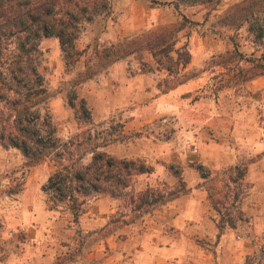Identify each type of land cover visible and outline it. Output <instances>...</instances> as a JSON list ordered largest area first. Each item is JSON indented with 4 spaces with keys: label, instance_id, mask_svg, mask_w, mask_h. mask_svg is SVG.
<instances>
[{
    "label": "rangeland",
    "instance_id": "1",
    "mask_svg": "<svg viewBox=\"0 0 264 264\" xmlns=\"http://www.w3.org/2000/svg\"><path fill=\"white\" fill-rule=\"evenodd\" d=\"M130 1L133 0H108L107 16L101 14L93 21L82 23L74 48L84 51L76 61L67 65L56 40L41 38L37 70L48 93L39 105L41 114L47 112L56 135L66 139L78 131L73 110L67 102L72 97L75 100L81 97L90 109L95 130L109 129L122 136L103 150L117 158L141 160L150 168L147 173L133 176L131 187L134 192L151 188L162 191L163 199H166L167 193L177 188L180 179L186 191L179 196L188 191L186 181L190 174L197 175L200 178L197 185L205 187L207 192L225 190L227 193V199L218 202L216 209L207 199L215 224L219 220L233 219L234 226H239L238 233H249L241 203L252 192L253 185L259 187L253 202H264V160H260L264 149L256 144L263 139L264 85L250 88L247 84L251 79L240 82L236 78L237 69L247 65L243 59L257 57L262 50L252 41L245 24L234 27L222 21L225 11L240 0L182 4L177 10L170 3L167 14L172 16V21L167 23L180 21V14L188 20L173 37L174 48L179 49L184 44L190 55L189 62L179 71L188 78L177 85L199 78L198 87L179 94L172 91L177 85L162 89V79H171L175 73L170 75L158 66L147 50L119 58L114 61L120 63L113 70L110 66L114 62L107 63L111 58L101 56L110 45L120 47L124 41L165 24L145 25L137 32L130 31L114 38L113 33L117 34L118 24L125 17ZM260 1L264 4V0ZM234 46L241 52L242 60L220 63V56L231 52ZM87 74L89 77L81 81ZM259 77L264 80V75ZM167 85L170 86L171 82ZM208 111L214 115H205ZM230 121L243 122V126L237 124L235 128L238 130L234 134L218 128L226 127ZM250 128H255L259 134L255 136L246 132ZM252 137H255L253 142ZM206 143L210 144L206 148L210 157L217 161L220 156H234L237 159L234 164L246 167L247 163L257 161L253 174L255 181H250L248 175H244L241 182L228 181L221 172L234 165L228 160L216 168L203 165L198 158ZM197 165L201 166L202 174L209 172L206 178L200 176ZM52 169V162L48 159L26 166L19 151L0 146V264H17L25 245L35 243L34 239L52 242L51 252L55 253L52 264H100L104 252L102 242L110 235L119 239L125 237L126 232L156 233L154 228L146 225H152L148 221L155 220L154 211L166 200L136 210L127 200L96 195L84 204L83 212L87 211V214L81 219L83 223L79 217L72 222L69 214L61 208L48 209L41 185ZM225 179L228 188L224 186ZM235 194L237 200L233 199ZM98 196L107 200L97 206L92 202ZM89 218L95 220L92 226L97 222L96 227L87 228ZM144 220L147 222L142 223ZM102 222L103 225L98 224ZM46 223H51V227ZM261 224L264 226V221ZM250 240L254 248L245 255L242 264H264V227L257 233L252 231ZM94 252L96 257L91 262L89 254Z\"/></svg>",
    "mask_w": 264,
    "mask_h": 264
},
{
    "label": "trees",
    "instance_id": "2",
    "mask_svg": "<svg viewBox=\"0 0 264 264\" xmlns=\"http://www.w3.org/2000/svg\"><path fill=\"white\" fill-rule=\"evenodd\" d=\"M211 1L171 0L170 3L177 10L182 4L195 5ZM108 11V0H0V146L19 151L26 166L36 165L45 159L52 162L53 169L42 183L41 191L47 208H61L69 214L72 222L78 220L85 202L96 195L127 200L137 210L186 191L178 179L177 188L169 191L166 199H163L162 191L151 188L134 192L131 187L133 176L147 173L150 168L141 160L117 158L103 150L122 136L109 129L95 130L90 109L81 97L77 100L72 97L67 102L73 110L78 131L66 139L56 135L49 114L45 111L41 114L39 105L48 97L42 76L37 70L41 38L53 37L56 40L64 64L67 65L72 60L76 61L84 51L74 48L82 23L93 21L101 14L107 16ZM180 17L178 22L148 29L124 41L120 47L110 45L101 56L110 57L107 63H112L131 53L147 50L158 66L170 75L175 73L171 79H162L160 82L163 90L172 88L188 78L184 77V73L179 74V71L189 62L190 55L184 44L179 49L174 48V34L188 21L184 15L180 14ZM222 21L234 27L245 24L252 41L262 47L257 57L243 59L247 65L237 69V81L264 75V4L260 0L235 2L225 11ZM220 59V63L240 61L242 54L234 46L231 52L221 55ZM88 77L87 74L81 81ZM200 167L197 165L196 169L201 177L206 178L209 172L202 174ZM221 172L231 183L241 182L246 166L234 164L223 168ZM227 180L225 188L229 185ZM237 198L235 194L233 199ZM207 199L216 209L218 202L227 199V193L225 190L207 192ZM226 224L233 227L234 220L217 221L218 231Z\"/></svg>",
    "mask_w": 264,
    "mask_h": 264
},
{
    "label": "crops",
    "instance_id": "3",
    "mask_svg": "<svg viewBox=\"0 0 264 264\" xmlns=\"http://www.w3.org/2000/svg\"><path fill=\"white\" fill-rule=\"evenodd\" d=\"M170 1L133 0L128 2V8L124 12L125 17L120 19L118 24L117 34L114 35L113 33L114 38L127 35L131 33L130 31H133L132 33L137 32L145 25L171 22L172 16L167 14V10L170 9ZM163 8L165 9L164 12ZM118 63L120 62H114L110 69L113 70ZM198 81L199 78L189 79L177 85L172 91L178 94L190 92L198 87ZM262 85H264V80L258 76L251 79L247 87L255 88ZM209 114L214 115V112L208 111L205 115L209 116ZM229 123L226 127L218 126V128L234 134V131L238 130L235 128L237 124L241 125L242 123L243 126V122L230 121ZM246 132L254 133L255 136L259 134L255 128L247 129ZM262 136V140L256 141L257 147L260 149H264V131ZM252 138H254L252 139L253 142L255 137ZM207 147H210L209 143H206L205 149L198 158V161L203 165L216 168L219 167V164H224L226 160L230 161V164L237 161L234 156L233 158L229 156L221 158L220 156L218 160L221 162L217 161L216 158L210 157V151L206 149ZM260 160H264V156ZM257 163V161L249 162L246 167L245 175H248L250 181L253 182L255 181L253 174ZM198 181L200 178L197 175L190 174L186 181L188 191L166 200L159 209L154 211V218L157 223L154 222L155 220H150L148 223H152V225H146V227L154 228L155 234L146 232L139 234L135 231L134 234L126 232L124 233L125 237L119 239H116L115 235L105 238L102 242L104 252L100 264H242L245 255L254 248L253 242L250 240L252 231L257 233L264 227L261 224L264 221V202L256 204L252 200L257 195L256 189L259 187L253 185L252 192L240 206L246 217L245 222L249 223V233L240 231L238 233L239 226L237 224L233 227L225 225L222 230L218 231L206 198L207 190L203 186H198ZM106 200L105 197L98 196L92 203L98 206ZM249 200L253 203L250 204ZM85 214L87 211L79 216L80 223H83L81 219H84ZM94 222L93 218H89L87 228L96 227L97 222L95 226H92ZM145 222L147 221H142V223ZM103 223L98 224L103 225ZM46 224L49 228L51 227V223ZM35 226L33 225V227ZM33 241L35 243L30 242L29 245H25L24 254L17 264H52L55 257L54 251L51 252L52 242L49 239H34ZM89 256L88 259L92 262L96 253H90ZM76 263L68 262L66 264Z\"/></svg>",
    "mask_w": 264,
    "mask_h": 264
}]
</instances>
